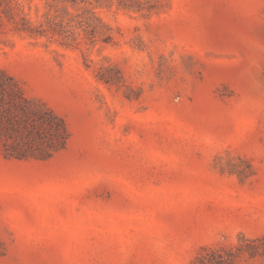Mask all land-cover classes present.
I'll list each match as a JSON object with an SVG mask.
<instances>
[{"label": "rangeland", "instance_id": "374dc122", "mask_svg": "<svg viewBox=\"0 0 264 264\" xmlns=\"http://www.w3.org/2000/svg\"><path fill=\"white\" fill-rule=\"evenodd\" d=\"M0 82L68 134L0 144V264H264V0H0Z\"/></svg>", "mask_w": 264, "mask_h": 264}, {"label": "trees", "instance_id": "16d2710c", "mask_svg": "<svg viewBox=\"0 0 264 264\" xmlns=\"http://www.w3.org/2000/svg\"><path fill=\"white\" fill-rule=\"evenodd\" d=\"M2 76L17 88V97L24 100L16 81L12 77ZM4 85L0 82V144L4 148V155L17 159L46 157L52 151L62 148L68 136L62 119L52 110L47 109L41 117L30 120L28 114L23 109H19L17 103L10 99L9 92ZM5 95L8 97L7 100L4 99ZM35 121L38 122L40 131L36 134L26 133L28 126L31 129L35 128ZM12 139H19V142L8 147L7 140Z\"/></svg>", "mask_w": 264, "mask_h": 264}]
</instances>
